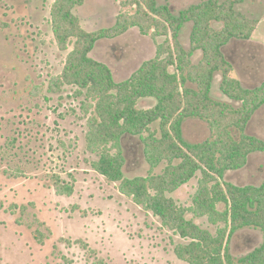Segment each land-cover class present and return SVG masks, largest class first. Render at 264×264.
I'll return each instance as SVG.
<instances>
[{"label":"rangeland","instance_id":"374dc122","mask_svg":"<svg viewBox=\"0 0 264 264\" xmlns=\"http://www.w3.org/2000/svg\"><path fill=\"white\" fill-rule=\"evenodd\" d=\"M204 1L157 0L176 15ZM54 2L0 0V264H186L174 252L184 241L122 195L119 183L109 182L92 168L97 158L87 150L86 120L75 91L50 88L62 75L67 58L53 35ZM236 10L259 24L250 41L232 40L224 53L234 66L233 77L244 89H255L264 82V0H244ZM123 12L134 10L123 7L122 0H83L75 10L88 32L112 29ZM192 29L193 24L187 23L181 31L186 50L191 47ZM164 41L131 28L100 40L91 56L111 69L116 82H123L155 58ZM201 59L197 52L193 63ZM221 83L222 74L217 73L212 98L240 108L241 103L223 94ZM155 105L145 99L138 106ZM152 130L160 136L159 123ZM183 134L193 144L212 138L210 125L193 118L184 122ZM246 134L264 140V105L251 118ZM123 145L125 176H147L152 168L141 140L128 136ZM164 167L153 172L160 174ZM200 178L199 173L171 197L181 206H192ZM225 180L238 186L262 184L264 153L251 155L242 169L227 172ZM57 181L70 187L71 194L56 192ZM188 218L194 219L191 214ZM194 221L215 232L207 219ZM262 242L259 230L244 229L231 239L230 253L238 261Z\"/></svg>","mask_w":264,"mask_h":264},{"label":"trees","instance_id":"16d2710c","mask_svg":"<svg viewBox=\"0 0 264 264\" xmlns=\"http://www.w3.org/2000/svg\"><path fill=\"white\" fill-rule=\"evenodd\" d=\"M243 1L206 0L176 15L157 0H122L123 7L134 13L123 12L112 29L98 32L86 31L75 14L83 0H55L51 9L53 35L67 58L62 75L50 88H71L80 99L87 150L97 158L92 168L109 182L119 183L122 195L184 241L174 252L186 264H264V182L238 186L225 180L227 172L242 169L251 155L264 153V140L246 134L251 118L264 105V82L244 89L233 77L234 66L224 53L229 42L250 41L257 30L259 21L236 10ZM187 23L193 24L188 50L180 42ZM131 28L165 41L155 58L144 62L126 81L116 82L111 69L91 53L100 40L118 37ZM197 52L202 59L195 64ZM217 73L222 74L221 91L241 103L240 108L212 98ZM145 99L156 105L140 109ZM192 118L210 125L211 139L198 144L184 139V122ZM156 123L160 136L152 130ZM128 136L144 145L146 162L152 168L147 176H125L123 140ZM162 164V173L155 174L154 169ZM199 173L192 206L179 205L171 195ZM64 185L57 181L56 192L70 195L71 188ZM190 214L207 219L215 232L189 219ZM244 229L259 230L263 242L236 261L229 243Z\"/></svg>","mask_w":264,"mask_h":264}]
</instances>
